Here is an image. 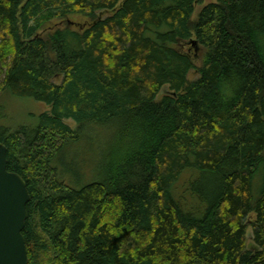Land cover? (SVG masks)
I'll return each mask as SVG.
<instances>
[{
  "label": "trees",
  "instance_id": "1",
  "mask_svg": "<svg viewBox=\"0 0 264 264\" xmlns=\"http://www.w3.org/2000/svg\"><path fill=\"white\" fill-rule=\"evenodd\" d=\"M200 1L0 0V97L50 108L0 121L29 264H264V0Z\"/></svg>",
  "mask_w": 264,
  "mask_h": 264
},
{
  "label": "water",
  "instance_id": "2",
  "mask_svg": "<svg viewBox=\"0 0 264 264\" xmlns=\"http://www.w3.org/2000/svg\"><path fill=\"white\" fill-rule=\"evenodd\" d=\"M191 43L196 46L197 40ZM7 152L0 141V264H29L23 230L31 195L24 178L8 169Z\"/></svg>",
  "mask_w": 264,
  "mask_h": 264
},
{
  "label": "rangeland",
  "instance_id": "3",
  "mask_svg": "<svg viewBox=\"0 0 264 264\" xmlns=\"http://www.w3.org/2000/svg\"><path fill=\"white\" fill-rule=\"evenodd\" d=\"M216 0H201L200 3L196 4L195 12L193 15V19L195 20L198 16V13L204 7L205 5L214 2ZM70 21L74 22L73 25L74 28H79L80 25H85L89 22V19L86 17H83L81 15H71L67 19L64 20H52L49 22L45 28H55L57 25H60L61 22ZM64 26V24H62ZM192 47V46H191ZM196 63L200 65V61L197 60ZM198 72L196 69L191 70L189 73V80H193L197 78ZM3 78L2 73L0 72V82ZM170 90L168 86L164 87L160 94L158 95V99H160L164 94L169 93ZM50 108L48 105L41 101H36L32 98H24V97H16L12 94H9L7 92H4L2 96L0 97V121H2L5 124H7L11 128H16L22 125H29L33 126L37 123L39 120L38 117L43 112L49 110ZM67 123H69L71 126H75V123H73L71 120H68ZM102 141V136L100 133H96L94 136L91 137V135L88 136L87 139L80 142L82 147L74 146L70 151H68V157L73 162H80L81 156H84L86 160L93 161V157L95 155L97 159V152L100 148V144ZM95 159V158H94ZM248 236L251 238L252 232L251 228H249ZM251 243V239L249 240V244Z\"/></svg>",
  "mask_w": 264,
  "mask_h": 264
}]
</instances>
